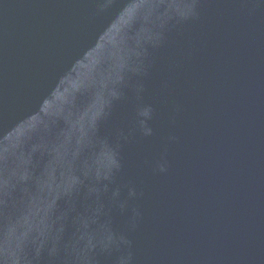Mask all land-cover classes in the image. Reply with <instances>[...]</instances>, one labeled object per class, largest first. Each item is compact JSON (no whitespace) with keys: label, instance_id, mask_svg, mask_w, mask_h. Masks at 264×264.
I'll use <instances>...</instances> for the list:
<instances>
[{"label":"water","instance_id":"95a60500","mask_svg":"<svg viewBox=\"0 0 264 264\" xmlns=\"http://www.w3.org/2000/svg\"><path fill=\"white\" fill-rule=\"evenodd\" d=\"M0 264H264V0H0Z\"/></svg>","mask_w":264,"mask_h":264}]
</instances>
